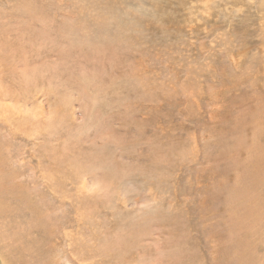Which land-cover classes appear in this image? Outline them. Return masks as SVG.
Listing matches in <instances>:
<instances>
[{
  "label": "rangeland",
  "instance_id": "1",
  "mask_svg": "<svg viewBox=\"0 0 264 264\" xmlns=\"http://www.w3.org/2000/svg\"><path fill=\"white\" fill-rule=\"evenodd\" d=\"M0 264H264V0H0Z\"/></svg>",
  "mask_w": 264,
  "mask_h": 264
},
{
  "label": "bare ground",
  "instance_id": "2",
  "mask_svg": "<svg viewBox=\"0 0 264 264\" xmlns=\"http://www.w3.org/2000/svg\"><path fill=\"white\" fill-rule=\"evenodd\" d=\"M180 2H181L182 4H184V0H180ZM180 6H183V5L180 4ZM190 6H191V5H190ZM189 26H190V25H189Z\"/></svg>",
  "mask_w": 264,
  "mask_h": 264
}]
</instances>
